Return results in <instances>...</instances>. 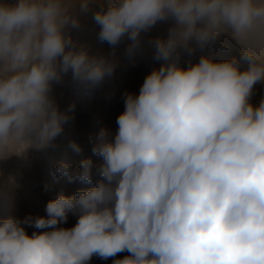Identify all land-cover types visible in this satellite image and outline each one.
<instances>
[{
	"label": "clouds",
	"instance_id": "1",
	"mask_svg": "<svg viewBox=\"0 0 264 264\" xmlns=\"http://www.w3.org/2000/svg\"><path fill=\"white\" fill-rule=\"evenodd\" d=\"M65 12L62 0L0 4V157L55 146L70 119L49 98L57 58L86 91L113 72L65 38ZM168 17L176 27L155 41L168 63L138 96L126 94L114 140L104 128L96 137L101 179L49 201L46 217L0 222V264H88L124 251L113 264H264V99L249 103L264 81V0H119L93 18L99 39L115 45ZM229 29L244 49L239 60L201 57L185 69L172 58L190 39L203 48ZM52 174L91 183L93 162H60ZM70 211L75 226L56 228ZM22 224L53 230L29 236Z\"/></svg>",
	"mask_w": 264,
	"mask_h": 264
},
{
	"label": "rangeland",
	"instance_id": "2",
	"mask_svg": "<svg viewBox=\"0 0 264 264\" xmlns=\"http://www.w3.org/2000/svg\"><path fill=\"white\" fill-rule=\"evenodd\" d=\"M16 2L17 0H0V4ZM118 2L119 0H87L88 10L85 12L80 7L82 0H62L65 14L69 17V23L63 28L65 38L70 39L77 50L86 49L89 57L103 59L112 64L113 72L110 76H105L91 90L86 91L85 85L73 77L71 70L67 73L61 71L62 57H60L56 61L60 79L50 82L49 98L59 112L70 117L63 125V132L53 141L55 146L51 148L57 156L66 150L69 156L74 158L70 163L73 167H79L81 160L90 158L93 162V174H96V168L103 163V158L92 152L99 131L102 128L107 129L109 140H114L118 131V116L125 110L126 94L138 96L146 77L153 70H158L168 63L156 58L155 41H166L171 30L176 27L174 18L169 17L158 20V23L156 22L147 30H142L137 42L129 39L126 33L117 44L110 45L99 39L100 26L96 24L93 17L96 12L107 11L110 6ZM72 19L78 20L79 27L71 26ZM200 26L198 24V27ZM65 50L68 51L70 48ZM243 51L242 46L232 38L231 29H229L218 35L214 41L209 42L205 48H201L194 38L190 39L187 47H177L172 58L178 57V66L187 69L197 64L201 57L212 56L213 59L215 57L213 61L220 62L223 55H226L227 59L237 53L236 59L239 60ZM247 67L246 63L241 62V71ZM262 99H264V81L254 85L249 103L257 107ZM72 142L80 146L79 153L70 147ZM40 162L39 153L35 151V147H28L20 154L12 152L0 157V207L7 198L14 200V207L8 209L11 211L0 212V222L9 217H16L21 221L29 215L46 217L47 203L57 199L55 198L57 195L68 189L69 186L66 185L90 186L89 188L96 185V183H82L79 180L70 183L66 177H60L57 180L52 174L54 168L52 161H48L43 166ZM77 221L78 215L70 211L67 220L58 222L55 227L70 229ZM21 226L25 228L29 236L33 232L42 234L53 230V228L37 229L24 224ZM129 255L127 251H124L107 260L94 255L88 264H113V260L123 259Z\"/></svg>",
	"mask_w": 264,
	"mask_h": 264
},
{
	"label": "bare ground",
	"instance_id": "3",
	"mask_svg": "<svg viewBox=\"0 0 264 264\" xmlns=\"http://www.w3.org/2000/svg\"><path fill=\"white\" fill-rule=\"evenodd\" d=\"M169 18V17H168ZM160 21V20H159ZM158 23V22H157ZM171 23V22H170ZM205 48V47H204ZM237 54V53H236ZM235 54V56H231V57H229V58H227L226 59V55L224 56H222V59H220V61H224V60H230V59H233V58H237V56L238 55H236ZM210 59H212V60H214L215 59V57H214V59L212 58V56L211 57H209ZM217 58V57H216ZM215 62V61H214ZM218 62V61H217ZM115 111H117V110H115ZM84 135V134H83ZM53 143V142H52ZM96 143V142H95ZM95 143L93 144V147H94V145H95ZM52 146H49V147H46V148H41V149H37V148H35V151L37 152V153H39V159L41 160V165L43 166V165H45V164H47L48 163V161H52L51 163H52V165L55 167L58 163H60V162H64L65 161V159H66V163H68V164H70L71 163V161H72V159H74V158H72V157H70L69 156V153L66 151V150H64L62 153H60L58 156L53 152V150H52V148H51ZM53 153L55 154V157H54V155H53ZM53 155V156H52ZM41 157V158H40ZM77 160V159H76ZM39 163V164H40ZM47 166V165H46ZM45 167V166H44ZM43 168V167H42ZM46 169V168H45ZM46 176V175H45ZM48 178H49V176H48ZM98 179H100V177L97 175V174H93V180H92V182L91 183H93V184H95L96 183V181L98 180ZM90 185V184H89ZM92 185V184H91ZM66 186H69L68 187V189H66L62 194H64L65 196H68V195H74V194H76L77 193V191H79V190H87L90 186H85V187H78L77 185H75V184H73V185H66ZM61 194V193H60ZM59 194V195H60ZM59 195H57L55 198H58V196ZM13 204H14V200L13 199H9V198H7V200L6 201H3V203L1 204V207H0V212L1 213H3L4 211L6 212L8 209H10V208H12V207H14L13 206ZM13 210V209H12ZM8 211H11V210H8Z\"/></svg>",
	"mask_w": 264,
	"mask_h": 264
}]
</instances>
